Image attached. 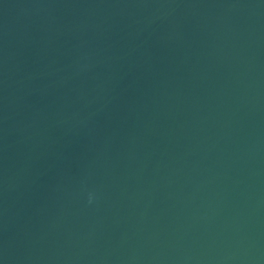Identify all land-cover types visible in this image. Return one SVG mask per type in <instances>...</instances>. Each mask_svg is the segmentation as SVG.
Instances as JSON below:
<instances>
[{"label":"water","instance_id":"1","mask_svg":"<svg viewBox=\"0 0 264 264\" xmlns=\"http://www.w3.org/2000/svg\"><path fill=\"white\" fill-rule=\"evenodd\" d=\"M0 264H264V0H0Z\"/></svg>","mask_w":264,"mask_h":264},{"label":"clouds","instance_id":"2","mask_svg":"<svg viewBox=\"0 0 264 264\" xmlns=\"http://www.w3.org/2000/svg\"><path fill=\"white\" fill-rule=\"evenodd\" d=\"M95 199V193L89 192L88 193V202L91 203Z\"/></svg>","mask_w":264,"mask_h":264}]
</instances>
